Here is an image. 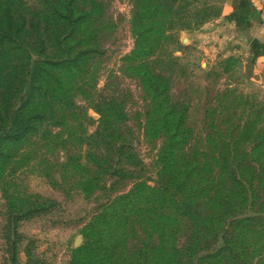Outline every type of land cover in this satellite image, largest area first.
<instances>
[{"label": "rangeland", "instance_id": "obj_1", "mask_svg": "<svg viewBox=\"0 0 264 264\" xmlns=\"http://www.w3.org/2000/svg\"><path fill=\"white\" fill-rule=\"evenodd\" d=\"M0 1L16 32L0 33L16 137L0 138V264H264V72L249 40L207 28L240 0H77L65 20L54 0ZM151 189L187 194L200 223L231 204L208 231L169 204L164 233Z\"/></svg>", "mask_w": 264, "mask_h": 264}, {"label": "trees", "instance_id": "obj_2", "mask_svg": "<svg viewBox=\"0 0 264 264\" xmlns=\"http://www.w3.org/2000/svg\"><path fill=\"white\" fill-rule=\"evenodd\" d=\"M77 0H54L53 1V4L54 5H51L52 8H54L55 6L56 7H60L61 9H52V13L56 14L59 18H62L65 20V15L63 16L62 13L60 12L61 10H66L65 8H68L66 10V14L68 16H74L75 14V11H74V7L73 5L76 3ZM56 3V4H55ZM14 13H15V9H13V5L6 1V2H3V1H0V33H16L15 31H13L12 29V26H14L15 24V20H14ZM84 14V13H83ZM85 15H82L81 17H79V19H77L78 21H80ZM171 30L173 27H169ZM13 36L10 37V35H4L3 37H0V42L3 41V40H10L12 39ZM15 51H19V49H14ZM140 49H136V51H139ZM85 52H82L80 54V58L82 55H84ZM77 60V59H76ZM75 61V59L73 60H69V59H63L61 61H44V60H38L36 61V63L33 65V68L32 70L36 69L33 73V75H37V74H40L41 71H45L46 69L43 67V66H51V67H57V66H60V65H63V64H70V63H73ZM15 67H17V65H13V69H15ZM24 68L26 67H23L21 71H19L20 73V77H16L15 75V72L16 71H12V73H10V77L15 81V82H22V75L24 76ZM1 95V94H0ZM5 95V94H4ZM31 96L28 100L24 101L17 109V113H20L22 112L23 110L27 109V107H29V105L31 104ZM6 107L2 105V103L0 102V124H6L8 122H12L10 121L11 120V114H7V111L5 109ZM31 119H33V117H31ZM34 120H37V116L35 115L34 116ZM16 123V121L14 120V124ZM22 128L24 129L25 127L22 126ZM5 129V128H4ZM4 129H2L0 131V138L2 139H11L13 136L15 137V135L13 133H8L7 132V129L4 131ZM16 138V137H15ZM151 191L153 193H155L154 197L159 200L158 201V204H159V207H158V211H157V214L155 215V222H157L158 226L156 225L155 226V229L158 230V228H160V230L162 232H171V225L169 224L171 221H172V218L169 214V212H166L164 213L163 210H172L171 208H168L169 207V204H175V208L180 210L181 211V214L186 216V218L188 217L189 219L192 220V222L196 225H199V228L200 229H204V230H209L208 227H207V224H210V223H213V226H215L216 222H219L218 225L220 224V222L222 221V217H220V213H216L218 211L216 210H220V211H223L224 208L227 209L229 205L227 204H231L229 200L223 198L221 201H218L219 199L216 198L217 196H215L214 198H216L215 200V204L216 206H218L217 208H214V214L213 212L210 214L209 216V219H207L205 222L203 223H200L198 221H201L200 219H198V212L196 211H193V213H191L189 211V209L184 206V203L185 201L188 199V195L185 194L180 200H177V199H174V200H170L169 202L168 199L165 197V196H162L160 194V192H158L157 190H153L151 189ZM129 195V194H128ZM130 195H136L135 196V199L136 201L139 200V198L141 197V195H137V194H131ZM165 195V194H164ZM127 197V196H126ZM218 199V200H217ZM181 202V204H179ZM213 202V201H212ZM191 217H194L195 219H197L198 221H196L195 219L191 218ZM221 218V220H220ZM220 220V221H219ZM238 221H243V220H238ZM206 223V224H205ZM217 225V226H218ZM170 226V227H169ZM216 228V227H215ZM159 234V233H157ZM164 237V236H163ZM164 238L161 239V235H158V244L162 245L160 246L159 248H152V253H153V259L156 258H159L160 255L162 254V252L164 251L163 248H164V244H163V240ZM197 241H198V238H195L193 239L192 241L189 242L188 245H182V250L185 252V255L186 253H189V252H192L194 250H196V248H198L197 246ZM229 241V240H228ZM147 248L145 250V253L146 254V251L148 250V244H146ZM172 249V248H171ZM163 250V251H162ZM173 252H176L174 249H172ZM220 253H222V249L219 250L218 252L214 253V254H211L210 258H215L217 255H219Z\"/></svg>", "mask_w": 264, "mask_h": 264}, {"label": "crops", "instance_id": "obj_3", "mask_svg": "<svg viewBox=\"0 0 264 264\" xmlns=\"http://www.w3.org/2000/svg\"><path fill=\"white\" fill-rule=\"evenodd\" d=\"M240 1L226 3L222 7L221 16L215 22L225 18L224 29H220L221 23L212 22L207 28L211 31L210 33H215L218 29L232 33L230 40L233 42L237 41L236 37L249 40L250 44L254 45L253 51L258 55L257 64L264 72V0Z\"/></svg>", "mask_w": 264, "mask_h": 264}]
</instances>
